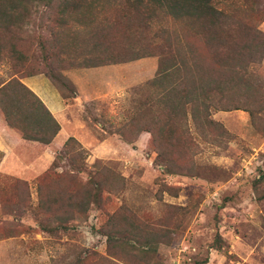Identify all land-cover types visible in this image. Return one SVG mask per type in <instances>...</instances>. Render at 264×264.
I'll return each mask as SVG.
<instances>
[{
    "label": "rangeland",
    "instance_id": "rangeland-1",
    "mask_svg": "<svg viewBox=\"0 0 264 264\" xmlns=\"http://www.w3.org/2000/svg\"><path fill=\"white\" fill-rule=\"evenodd\" d=\"M116 2L89 0L93 5L86 9L89 19L118 23ZM217 7L225 22L235 28L229 40L223 37L209 48L196 39H185L197 43L206 68L229 64L234 71L246 70L250 89L238 82L233 69L224 76L234 88L231 100L242 109L213 113L225 135L208 134L190 121L187 128L195 143L190 152L183 146L184 154L175 153L180 155L176 175L166 173L158 163L151 134L139 135L132 126L140 111L138 101L148 98L146 88L157 76L158 56L107 61L92 68L81 63L66 69L59 65L60 85L66 87L69 97L77 89L78 98L66 101L61 117L64 132L50 148L24 141L0 112V192L19 179L27 182L30 194L29 206L22 207L24 214L0 205V264H264V55L253 49L258 44L253 38L256 32L264 41V0H219ZM31 10L33 16L26 20L19 38L22 50L30 55L28 68L37 75H17L28 87L41 82L51 92L52 86L57 90L48 70L53 59L46 60L47 55L41 53V46L52 45L53 35L72 43V55L76 50L84 53L81 62L104 58L103 48H93L84 26L73 21L62 30L52 25L47 7ZM188 26L186 21L161 19L148 32L126 37L112 29L106 35L114 43L110 48L114 56L109 55L118 61V56H132V48L146 45L154 37L171 40L173 33L184 37ZM13 64L0 62V83L16 77L20 69ZM246 108L254 111V119ZM66 131L86 151L74 165L62 150L66 142L60 144ZM49 168L75 176L86 187L92 174L109 176L113 193L104 192L103 207L92 205L86 217L70 223L69 230L44 232L41 222L51 230L57 227L38 207L37 180ZM118 209L152 223L158 240L144 247L129 239V234L118 233L109 250L101 229ZM161 221L171 230L163 229ZM122 227L119 229L125 230ZM116 253L126 259H114L111 255Z\"/></svg>",
    "mask_w": 264,
    "mask_h": 264
},
{
    "label": "trees",
    "instance_id": "trees-1",
    "mask_svg": "<svg viewBox=\"0 0 264 264\" xmlns=\"http://www.w3.org/2000/svg\"><path fill=\"white\" fill-rule=\"evenodd\" d=\"M218 1L117 0L113 4L120 18L118 23L105 20L101 24L94 19H89L90 11L87 13L86 9L88 6L90 9L93 8L89 0H0V62L9 60L11 64L14 63V68L20 69L14 74L16 77L0 83V112L5 122L10 128L15 129L24 141L43 146L50 145L61 130L60 124L41 98L21 81V78L37 74L30 66L28 68L30 55L29 52L22 50L20 32L23 31L26 20L33 16L31 9L34 6L47 7L52 16L53 26L64 30L73 21L84 26L88 29L86 33L94 45L93 48L98 51L103 48L102 53H104V58H98L99 62H96L97 59L94 60L93 57L81 62L84 53L80 54L76 50L75 55H72V43L60 41L55 35L50 42L55 50L52 45L49 48L41 46L42 55H47L45 59H53L48 62V70L52 74L51 80L48 76L47 78L65 101L78 98V91L76 89L72 96L70 95L71 97L66 94V87L59 83L58 74L61 70L56 71L59 65L66 69L80 67L81 63L85 67L92 68L104 65L107 61L121 63L144 57H159L157 76L150 83V87L146 88L149 92V96H146L148 98L138 101L140 111L134 115L132 126L139 135L144 132L151 134L158 163H161L166 173L178 174L176 160L180 158V155L177 156L175 153L184 154L181 151L183 146L190 152L195 143L190 129L187 128L189 122L192 121L208 134L225 135L220 124L213 120V113L242 109L231 100L234 88L227 77L224 78L232 69L234 71V68L229 64L218 66L215 63L212 64L216 65L215 68H219L218 70L206 68L201 61L197 43L194 41L193 44L190 39H185H196L206 47L209 45V48L219 44L223 37L225 41L229 40L235 28L225 22L223 13L217 7ZM94 3L96 4L95 1ZM161 19L188 22L185 36L173 33L171 40H154V37L146 45L132 48L134 52L132 56H127L125 53L118 56V61L112 57L114 53L110 52V48L114 43L106 36L110 30H119L123 37L141 35L148 32L152 23ZM253 38L258 43L253 47L254 51L262 52L261 56L264 55V41H261L263 39L261 33L256 32ZM72 39L75 42L73 37ZM234 74L238 76L236 79L244 89L249 90L246 70L235 68ZM17 75H21V78ZM246 109L254 119L256 117L254 111ZM63 149L65 154L70 156L73 165L78 162L77 157L86 156V151L74 137L66 141ZM72 152L75 154L72 155ZM2 158L3 154L0 152V163ZM76 171L82 172V168ZM108 180L109 176L98 178L92 174L86 187L80 184L75 176H69L65 172L58 173L49 168L37 180L38 207L46 218L57 222V227L51 230L49 226L41 222V229L49 233L59 230L67 231L72 221H76L79 217H86L92 205L103 207V193H113V190L109 188ZM13 181L10 188L3 193L0 192V205L24 214L26 210L22 207L27 208L30 203L28 184L19 179ZM130 214L131 217L124 215L122 209H118L109 216L102 227L101 234L107 237L109 250L112 248V242L118 239V233L129 234V239L132 238L134 242L144 247L152 246L154 241L158 240L152 223L139 219L133 213ZM122 220H124L123 224ZM160 224L163 229L171 230L166 222L161 221ZM121 226L125 230L121 231L119 229ZM111 256L117 260L122 257L126 259V256H120L118 253Z\"/></svg>",
    "mask_w": 264,
    "mask_h": 264
},
{
    "label": "crops",
    "instance_id": "crops-1",
    "mask_svg": "<svg viewBox=\"0 0 264 264\" xmlns=\"http://www.w3.org/2000/svg\"><path fill=\"white\" fill-rule=\"evenodd\" d=\"M37 83H40V85H37V84L36 86L29 85L30 89L34 91L41 98V100L45 103V105L51 111L54 118L57 120V122L61 126V130L56 136V138L54 139V141L50 145L44 146V147L50 148V146L52 147V145H54V143L57 142L61 134H63L64 132L63 129L65 128L63 127V123L61 122V117L63 113L65 112V109H67V104H66V101L60 97L59 92L53 86H52V90L54 92L53 91L51 92L50 89L46 88L44 83H41V82H37ZM68 138H70V136L68 132L66 131L64 139L62 140V142H60V144H62L64 141L66 142ZM34 144H37V143H34Z\"/></svg>",
    "mask_w": 264,
    "mask_h": 264
}]
</instances>
